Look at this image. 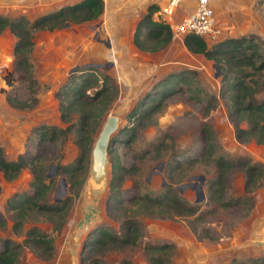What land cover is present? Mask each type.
<instances>
[{
    "label": "rangeland",
    "instance_id": "rangeland-1",
    "mask_svg": "<svg viewBox=\"0 0 264 264\" xmlns=\"http://www.w3.org/2000/svg\"><path fill=\"white\" fill-rule=\"evenodd\" d=\"M102 1V12L95 19L33 32L29 60L36 79V102L29 108L13 107L6 100L8 93L24 97L27 87L23 72L12 69L15 36L8 28L0 32V147L4 158L14 161L20 154L35 157L44 170V182H48L49 176L53 177L47 199L52 202L70 195L69 183L66 180L65 184L58 183L60 175L50 174V168L54 163H73L77 154L75 131L71 128L55 133L54 139H44L47 134H42L39 139V132L42 126L65 128L68 122L60 118L55 92L71 72L78 75L87 67H95L97 74L110 77L117 90L96 133L107 115L117 116V128L110 138L120 134L114 150L120 163L127 168L121 184L122 205H129L134 184L139 193L149 194L159 192L166 184L196 206L192 214L173 213L166 217L135 213L140 221L141 241L172 242L173 249L167 264H204L207 260L213 261L212 264H228L264 255V142L256 143L252 139L238 142L235 139L233 121L227 116L219 95L222 71L215 75L217 65L214 61L201 53L189 52L182 43V37L170 38L168 44L156 51H144L137 49L129 36L122 39L111 33L117 28L112 25L113 19H109L113 12L122 15L128 10L127 16L137 21L147 5L164 0H135L132 3L130 0ZM52 2L0 0V14L10 18L24 15L31 20L51 11ZM129 2L134 10L129 9ZM214 6L218 32L213 41H206L208 46L222 38L252 34L257 41H261L264 50V0H216ZM102 13L108 20H105L106 26L100 27ZM78 27L86 32V36H82L81 53L74 56L70 38ZM121 28L118 27V31ZM9 70H13L14 78L11 84H6L2 76ZM178 72L183 76V80L181 78L182 81L177 83L178 89L157 97L158 101H152L157 107L147 114L143 112L141 119H135L136 115L129 116L142 96L157 88L152 89L153 84L169 73ZM259 79L264 82V71ZM259 92L264 94V89ZM241 125H244L243 121ZM207 141L214 144L210 155L204 151ZM219 155L232 160L247 157L251 162H259L263 168L259 184L251 189L244 187L242 169L232 167L223 172L219 179L222 186L220 200H230L232 203L227 207L217 206L208 198L211 182L217 179L215 158ZM161 160L162 164L158 167ZM89 164L90 156L88 168ZM88 168L77 192L72 195L66 221L58 231H52L50 222L42 219H27L17 231L12 229V211L6 208V200L15 192H29L32 174L28 166L21 168L11 179H6L0 171V239L9 237L13 243H18L15 264H89L92 259L95 264H121L122 261L126 264H146L145 254L139 245L82 250L88 231L97 225H104L118 233L120 223L112 213L123 214L115 208L106 209L109 161L106 184L101 189L87 186ZM198 174L204 176V197L195 201L199 180L191 176ZM186 182L194 185L180 186L179 192L176 185ZM57 183L58 190L55 191ZM125 212L131 214L130 209ZM196 215H201V218L194 219ZM192 223L196 225L195 231L190 229ZM34 224L53 238L49 258H41L22 244L24 231Z\"/></svg>",
    "mask_w": 264,
    "mask_h": 264
},
{
    "label": "trees",
    "instance_id": "trees-1",
    "mask_svg": "<svg viewBox=\"0 0 264 264\" xmlns=\"http://www.w3.org/2000/svg\"><path fill=\"white\" fill-rule=\"evenodd\" d=\"M157 8L158 5L155 3L147 5L146 11L134 25L132 42L139 50L156 51L170 41L169 25L152 17V13ZM102 9V0H78L39 14L31 20H28L24 15L13 18L0 15V32L4 28H8L15 36L12 46L14 57L12 69L20 71V73L23 72L22 77L25 79L27 87L24 97L10 93L6 95V100L11 106L29 108L36 102V79L29 60V53L33 46V32L42 29L52 30L69 22L89 21L99 16ZM182 43L189 52L201 53L204 57L212 59L221 69L219 95L223 99L227 116L233 121L235 139L238 142L252 139L256 143H263L264 94L259 92L262 88L264 89V82L259 79L264 71V50L261 47V41H257L252 34H240L222 38L208 46L200 36L188 33L182 36ZM13 70H9L2 76L6 84L12 83ZM178 75H180L179 72L169 73L153 84L152 89L155 86L157 88L146 92L129 112V116L136 115L135 119L139 120L152 108L157 107L152 101H158L157 97L171 94L178 89L177 83L183 80V76L178 77ZM116 92V87L110 77L106 74H97L95 67H87L78 75L71 72L57 88L55 94L58 98L60 118L68 123L65 128L55 125L42 126L39 139L42 138V134H47L44 139H54L55 133H62L71 128L75 131L74 142L77 146V154L73 163L69 165L54 163L55 173L53 175L63 176L69 183L68 189L71 193L61 200L50 202L47 199V192L53 177L49 176L48 182H44V170L37 164L35 157H24L20 154L16 160L8 161L4 158L0 147V171L6 179L15 177L20 169L26 166L29 167L32 174L29 182L30 191L15 192L7 198L5 203L6 208L12 211V229L14 231H17L27 219L49 221L52 231H58L64 225L72 195L77 192L87 173V163L94 134ZM242 121L244 125H241ZM204 130L207 133L205 128ZM119 135L117 133L112 136L107 145L110 176L107 181L105 205L107 211L115 208L123 213H112L113 218L119 220L120 231L112 232L104 225H97L88 231L82 242V250L89 251L91 247H98L99 250L120 249L126 245H139L145 254L146 264H167L173 243L162 240L142 242L140 221L135 217V213L166 217L173 213L175 215L192 214L196 206L187 202L173 187L166 184L155 194L139 193L134 184L132 196L128 199L129 205H122L121 184L127 168L120 163L114 150ZM212 147L214 144L211 141L205 142V153L212 154ZM215 159L218 174L217 179L211 182L208 198L217 206L227 207L232 203L230 200L226 202L220 200L222 186L219 179L226 169L232 167L242 169L246 189H251L259 184L263 175V168L259 162H251L247 157H238L232 160L223 155H219ZM131 205L134 207L131 208ZM127 209H130L131 214H125ZM199 218L201 215L194 217V219ZM190 229L195 231L196 225L192 223ZM52 242V236L35 224L23 233L22 244L44 259L52 255ZM18 246V243H13L9 237L0 239V264H15ZM89 264H95V260H90ZM121 264H126V262L122 261ZM228 264H264V255L248 260L232 261Z\"/></svg>",
    "mask_w": 264,
    "mask_h": 264
},
{
    "label": "built area",
    "instance_id": "built-area-1",
    "mask_svg": "<svg viewBox=\"0 0 264 264\" xmlns=\"http://www.w3.org/2000/svg\"><path fill=\"white\" fill-rule=\"evenodd\" d=\"M184 1L164 0L156 10V19L169 25L172 39L190 33L205 41H213L218 32L213 7L215 0H193L190 10L176 20L175 11Z\"/></svg>",
    "mask_w": 264,
    "mask_h": 264
},
{
    "label": "water",
    "instance_id": "water-1",
    "mask_svg": "<svg viewBox=\"0 0 264 264\" xmlns=\"http://www.w3.org/2000/svg\"><path fill=\"white\" fill-rule=\"evenodd\" d=\"M215 66V64H213ZM221 70L216 67L215 75L220 74ZM118 123V118L115 115H107L105 119L102 121L96 136L93 140L92 147L90 150V164L88 168V175L86 178L87 186L101 189L106 184V174H107V164H108V156H107V145L110 139L111 134L116 130ZM162 164V160L158 162V167ZM55 173V166L51 164L50 174ZM48 176V174H46ZM192 178L198 179L199 183L196 184L195 188V201L200 200L204 197V192L202 190V182L204 180V176L202 174L193 175ZM163 184L165 183L164 179ZM65 184V179L63 176L58 178V183ZM58 183L55 191L58 190ZM195 183V182H194ZM193 183H182L180 185H176V188L180 192V186H190L192 187Z\"/></svg>",
    "mask_w": 264,
    "mask_h": 264
},
{
    "label": "crops",
    "instance_id": "crops-1",
    "mask_svg": "<svg viewBox=\"0 0 264 264\" xmlns=\"http://www.w3.org/2000/svg\"><path fill=\"white\" fill-rule=\"evenodd\" d=\"M48 1H53L51 4H52V7H50V9L51 10H54V9H56V8H59L60 6H62V5H66V4H71V3H74V2H76V1H78V0H48ZM133 1H135V0H130V2L132 3ZM128 3V5H129V9H135V7L134 8H132L131 7V3ZM162 3V2H161ZM161 3H158L157 5H158V7H159V5L161 4ZM215 3H216V0L214 1V5H215ZM192 4H193V0H185L184 1V3L183 4H181L178 8H177V10L175 11V18L174 19H178L181 15H183V14H185L186 12H188L189 10H190V8H191V6H192ZM214 7V10H215V6H213ZM144 9H145V6L143 7V10H141V12L139 13V15L142 13V11H144ZM158 9V8H157ZM156 9V10H157ZM156 10L152 13V17L154 18V19H156V17H155V13H156ZM136 11V10H135ZM127 13H129V11L127 10L126 12H124L122 15L120 14V13H115V12H113V15H111L110 16V18L109 19H113V21H114V23H112V25L114 26V25H116L117 26V28H115V31H113V32H111L113 35L114 34H116V35H118V36H121L122 37V39H124V36H127V38H128V36H129V38H131V40H132V33H133V29H134V25H135V23H136V21H135V18L134 17H130V16H127L128 14ZM137 13V14H138ZM1 15V14H0ZM99 26L101 27V26H103V25H105L106 26V21L105 20H108V17L105 19V17L103 16V13H102V16H100L99 17ZM217 23V22H216ZM67 25H69V23H67V24H65L64 26H67ZM122 27L121 29H120V31H118L119 29H118V27H120V26ZM59 28H61V27H59ZM58 28V29H59ZM82 36H86V32H83L82 31V29L81 28H76L73 32H72V36H71V38H70V43H71V45L73 46V48H71V51H73V52H75V54H74V56L78 53V52H80V51H82ZM234 36V35H233ZM121 39V40H122ZM81 53V52H80ZM73 54V53H72ZM77 57H79V56H77ZM77 57H75V59L77 60L78 58ZM74 59V60H75ZM212 262L213 261H206V262H204V264H212Z\"/></svg>",
    "mask_w": 264,
    "mask_h": 264
}]
</instances>
